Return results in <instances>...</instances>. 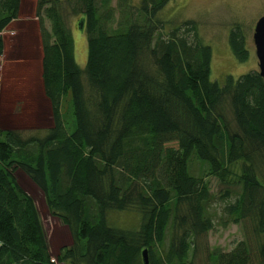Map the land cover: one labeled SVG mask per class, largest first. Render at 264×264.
I'll return each instance as SVG.
<instances>
[{"label":"trees","instance_id":"trees-1","mask_svg":"<svg viewBox=\"0 0 264 264\" xmlns=\"http://www.w3.org/2000/svg\"><path fill=\"white\" fill-rule=\"evenodd\" d=\"M21 1L0 0V34ZM63 1L83 21L85 69L61 3L36 1L51 127L0 130V264H142L143 250L150 264H194L199 239L214 229L204 183L214 175L237 189L224 216L252 219L262 242L257 253L244 242L209 250L206 264H264V80L254 71L212 82L211 49L194 24L164 32L158 15L170 0ZM228 46L247 61L239 28ZM233 165L235 180L226 181ZM17 172L70 234L72 245L53 258ZM132 209L137 232L109 226V212Z\"/></svg>","mask_w":264,"mask_h":264},{"label":"rangeland","instance_id":"rangeland-1","mask_svg":"<svg viewBox=\"0 0 264 264\" xmlns=\"http://www.w3.org/2000/svg\"><path fill=\"white\" fill-rule=\"evenodd\" d=\"M36 1L38 0H22L18 16L20 20L13 24L12 29L14 30L7 34L11 36L17 32L16 39L18 38L22 42L17 49L11 48L9 50L8 57L25 58L17 70L14 69L9 73L12 77L10 79H13V84L19 85L22 90L24 89L30 94L26 99L29 106L26 108L25 105V110L31 108L32 111L34 105V115L36 117V108H38L39 118L35 123H31L34 125L32 129H30L31 127H20L23 123L16 122V119L17 116L18 118L21 117L18 115L21 108L20 105L17 107L13 104L18 103L19 97L16 94H11L14 100L5 99L4 106L0 110V130H15L24 134L34 132L42 134L48 128L46 126H50L51 123V116L48 122L44 118V110L47 108L45 103L48 100L44 95L40 80L42 48L40 23L35 13ZM58 1L61 3L64 22L72 34L75 62L81 70H84L87 59V44L85 33L78 29V21L81 16L73 14L71 8L63 0ZM134 1L137 2L138 0ZM32 16L37 21H32ZM262 16H264V0H170L159 13L158 20L163 22L164 32H169L185 21L192 22L200 43L209 46L211 49L210 80L222 84L227 76L237 79L250 72L258 73V62L255 57L252 37L254 25ZM42 24L45 28L48 26L46 21H42ZM234 28H239L246 42L249 56L244 63L236 61L228 46L229 33ZM166 146L176 147V143H168ZM237 169L238 166L234 167L233 165L229 168L228 172L230 173H227L223 179L234 181L235 177L232 173L236 172ZM16 179L19 186L31 197L36 206L53 258L59 248L72 245L70 234L59 220L50 216L44 198L35 185L20 172L16 173ZM204 183L212 196L208 211L214 223V229L199 239L198 249L200 252L203 249V255L198 254L194 264H206V254L209 250L216 249L219 252H228L239 242L247 243L252 247L253 252L257 253L262 240L254 235L253 220L241 218L237 223L232 221L231 217L224 216L226 205L234 201L236 187L232 184L229 187L223 186L222 178L218 175L206 177ZM224 191H229L228 198L223 196ZM107 220L112 228L127 233L137 232L140 225L139 215L133 209L111 211ZM53 263L58 264L56 261Z\"/></svg>","mask_w":264,"mask_h":264},{"label":"crops","instance_id":"crops-1","mask_svg":"<svg viewBox=\"0 0 264 264\" xmlns=\"http://www.w3.org/2000/svg\"><path fill=\"white\" fill-rule=\"evenodd\" d=\"M20 9H21V5H20ZM20 9H19V11H20ZM18 16H19V13H18ZM32 18H33V16H32ZM19 20H20V17H18L17 20L12 22L8 26V28H6L0 34V38L2 39V43H3V50H2V54L0 55V110L4 106L3 102L5 101V99L8 100L10 98V100L13 101L14 98H12L11 94H16L19 97L18 98L19 104L13 103V102L12 103L15 104L17 107H18V105H20V108H21L20 112H18V115H20L21 117L18 118V116H17L16 122H20V123L22 122L24 124V125L21 124L20 127H24V128L31 127L30 129H32V128H34V125L31 123H35L36 120H38V118H39V112H38L39 109L36 108L37 109L36 117L34 115L35 114L34 105L32 107V111H31V108L27 111L25 110V105H26V108H27V106H29L26 99L28 98V96L30 94H28L24 89L22 90V88L19 85L13 84V82H12L13 79H10L12 77L9 75V73L12 72L14 69L17 70V68L19 67V64H21L25 60L24 57L23 58L22 57L21 58H15L17 56H14L12 58L8 57V53H9V50L11 48H14V50H15V48L17 49V47H19V45L22 44V42H20L18 40V38L16 39V37L18 36L17 32L13 33L11 36L7 34V33L11 32L12 30H14V29H12L13 28L12 26H13V24L17 23ZM32 21H37V20L34 17L32 19ZM16 31H17V29H16ZM9 83L11 85H7ZM21 101H24V102H21ZM45 105L47 106V108L44 110V118L47 119V122H48V121H50V116H51L48 101H47V103H45ZM46 127H48L47 129H49L51 127V123H50V126L47 125Z\"/></svg>","mask_w":264,"mask_h":264},{"label":"water","instance_id":"water-1","mask_svg":"<svg viewBox=\"0 0 264 264\" xmlns=\"http://www.w3.org/2000/svg\"><path fill=\"white\" fill-rule=\"evenodd\" d=\"M78 29L80 31L83 30L82 20L78 23ZM252 39L255 48V57L258 62V74L264 80V16L256 21ZM141 261L142 264H150L147 250L141 252Z\"/></svg>","mask_w":264,"mask_h":264},{"label":"built area","instance_id":"built-area-1","mask_svg":"<svg viewBox=\"0 0 264 264\" xmlns=\"http://www.w3.org/2000/svg\"><path fill=\"white\" fill-rule=\"evenodd\" d=\"M52 262H55V261L52 260Z\"/></svg>","mask_w":264,"mask_h":264}]
</instances>
